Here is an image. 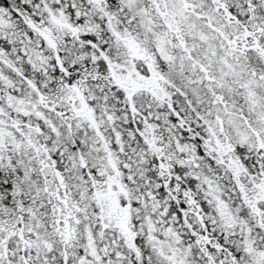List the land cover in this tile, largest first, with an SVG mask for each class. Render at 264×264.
I'll use <instances>...</instances> for the list:
<instances>
[{"label":"snow or ice","instance_id":"snow-or-ice-1","mask_svg":"<svg viewBox=\"0 0 264 264\" xmlns=\"http://www.w3.org/2000/svg\"><path fill=\"white\" fill-rule=\"evenodd\" d=\"M0 264H264V0H0Z\"/></svg>","mask_w":264,"mask_h":264}]
</instances>
